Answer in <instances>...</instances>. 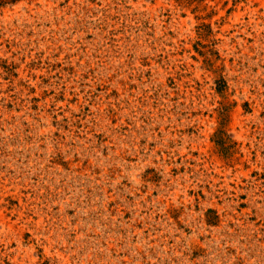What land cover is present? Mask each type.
<instances>
[{
  "label": "rangeland",
  "instance_id": "374dc122",
  "mask_svg": "<svg viewBox=\"0 0 264 264\" xmlns=\"http://www.w3.org/2000/svg\"><path fill=\"white\" fill-rule=\"evenodd\" d=\"M0 264H264V0H0Z\"/></svg>",
  "mask_w": 264,
  "mask_h": 264
}]
</instances>
